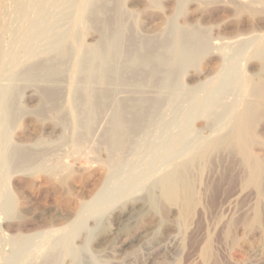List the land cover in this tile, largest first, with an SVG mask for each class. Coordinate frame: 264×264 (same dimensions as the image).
Instances as JSON below:
<instances>
[{
  "label": "rangeland",
  "instance_id": "374dc122",
  "mask_svg": "<svg viewBox=\"0 0 264 264\" xmlns=\"http://www.w3.org/2000/svg\"><path fill=\"white\" fill-rule=\"evenodd\" d=\"M106 1L90 0L85 15V24L82 27H75L74 24L79 0L0 1V13L2 14H0V53L3 54L0 55V69L2 71L6 69L5 73L0 71V151L2 150V157L0 156V241L3 242H0V245L5 248V255H7L5 259L9 258L8 254L12 255L13 246L9 245L11 243L9 241L12 240L13 236H24L34 245L35 241L38 240L37 235L41 232L61 228L60 232L51 238V248L44 253L42 264L44 262V264H53L54 259L56 262L57 258L60 264H204L201 254L208 241L212 245L214 264H264V196L261 203L252 190L242 184L244 166L241 162V153L236 149L234 141L226 148L212 152L205 166L192 168L191 176L196 187L195 190L199 197L200 195L203 196L200 197L199 204L197 203V208L195 207L187 225H184L178 218L179 208L169 206L164 202L161 186L162 180L170 172L182 168V166L187 167L186 157L180 156L189 146L206 145L213 138L228 135L232 131L236 122L234 114L239 113L244 102L252 98L250 96L252 87L260 81L264 82V0ZM96 4L99 7L101 4L104 5L108 9L107 18L112 26L115 28L119 22L118 24L124 31L121 47L124 46L121 48V55L127 56L128 51L130 52L132 49L133 43L131 42L133 41L153 42L160 45L168 44L171 64L166 66L165 70L171 73V86L164 91L145 87L146 85L137 88L126 87L123 85L124 82L112 85V88L111 85L96 86L98 91L95 89L94 97H99L100 92L106 93L108 91L113 96L110 101H115L111 102V107L108 106L107 112H110V114L106 113L108 119L100 112L95 123L97 127L94 124L93 127L89 128L87 124L89 113L83 106L85 91H82L84 90L82 87H84L83 82L86 83L89 79L85 68L86 59L84 60V58L88 56L90 50L102 44L99 28L94 27L95 13L93 14V11L97 9L94 8ZM90 10L92 11L90 12ZM8 16L9 18H7ZM3 21L4 23H2ZM5 22L6 25H4ZM7 26L9 27L7 28ZM192 32L202 36L201 39L205 48L196 52V55L194 53L190 62L185 63L183 59L178 60L177 57H174L172 50L176 52L178 49H182L185 38L188 34H193ZM130 38L131 41H129ZM181 41H183V45H181ZM165 42L168 43L165 44ZM170 43L172 44L169 46ZM77 45L80 46L82 55L79 69L81 71L83 68V71L72 74L71 64ZM7 46H9L8 49ZM60 50H66L67 62L59 84H51V82L46 81L30 82V84L28 80L20 76L17 79V75H20L22 70L33 68L34 64H37L36 62L49 60ZM27 58L29 61H26ZM3 59H6L5 62ZM125 60L126 57H124ZM95 70L97 72H95L96 75L92 76V79L101 73L99 65H96ZM144 70L147 74L151 68ZM126 74L129 77L130 73L126 72ZM97 77L94 80H97ZM123 77L122 80L128 79L125 75ZM81 81H83L82 84ZM50 88L53 92L55 90L60 93L54 92L56 95L58 94L60 99H58V112L54 114L43 113L44 110H47L45 109L47 106L45 103L42 104V101L45 102L43 97L45 93L44 95L42 93L49 92ZM104 89L105 91H103ZM97 92H99L98 95ZM77 97L78 99H76ZM79 99L82 104H79ZM73 101L78 103L75 104ZM110 101L108 100V103ZM134 101L135 103L142 101L149 104L145 106L143 103L145 110L146 108L149 110L152 106H150V102H155L157 105L152 107V109L155 107V111L151 109L150 115H146L148 123L151 120L154 122H152V128L149 131L146 129L140 131L139 129L138 133L136 131L135 134H132L131 140H128L131 144L127 142L130 148H127L128 146L125 147L127 143L122 142L125 145H120V137L116 134H110V129L109 132L107 129L109 124H111L109 127L112 128L111 116L113 112L115 113L116 107L121 105L129 109L131 108L129 106H133L134 103L132 102ZM206 101L211 102L210 106L202 107V103ZM75 105L76 108H74ZM14 106L15 108H13ZM214 106L220 108L217 107V109ZM39 110L41 112L43 110V114ZM209 110L211 112H208ZM76 113L79 115L77 116ZM151 116L154 117L151 118ZM84 119L86 120L84 121ZM169 123L171 124L169 125ZM162 124L163 126H161ZM153 127H155L154 131ZM152 131L154 134L150 133ZM256 131L259 141L250 147V151L256 158L263 161L264 120ZM76 132L80 133L79 135L82 134L81 136L86 133L85 137L80 139ZM90 132L95 137H90ZM112 136L114 137L112 138ZM76 138L82 141L83 138H86V141L87 139L90 140L87 142L84 140V144H89V147L86 144L80 145L82 141ZM107 139L111 142L108 143ZM103 140L108 144L113 143L108 146L111 148H108L106 144L104 145ZM75 141H79L80 144L77 145L79 142L76 143ZM64 143L65 145H63ZM115 143H119L118 148ZM81 146H85L86 150ZM121 146L127 149L126 154H123L125 150ZM57 149L59 150L58 153H56ZM118 149L122 150L123 156L120 155L121 150ZM17 150L20 151V154L34 155L35 160L44 157L49 160L41 166L39 162L36 163L37 168L33 166L30 170L20 171L21 166L17 165V167L15 165L17 160L14 159V156L18 154ZM42 150H45L44 153ZM80 150L82 151L79 152ZM171 150L174 151L169 154ZM94 151L96 154H92ZM111 151L115 153L114 163L122 162V164L114 175L115 179L109 182L106 167L108 166V158L113 154H110ZM128 151L130 152L129 157H124L127 156ZM31 152L32 154H30ZM9 153L13 156L10 157ZM49 153L52 155L47 157ZM120 156L124 158V162ZM10 158L16 160V163H13L14 160ZM146 162H148L147 165H145ZM134 171L136 173L133 179L137 181L144 180L145 172H151L153 175L149 176L146 181H141L140 183H143L134 188L133 191L131 190V193L124 196L122 200L111 203L117 194L132 189L129 182L132 178L128 179V177ZM150 193L155 204L147 200ZM9 202L10 204L13 203L11 212L8 210ZM158 203H162V205L160 206ZM249 203L252 204L246 205ZM136 204L143 208L137 213L140 217L136 214L135 221H131L132 224L125 222L118 226L116 215L120 214L121 211L127 212ZM252 205L253 207H261V226L252 234H248L244 232L243 228L237 227H241L239 222L243 220ZM250 216L252 215L250 214ZM229 222H233L234 225L232 230L230 229V237L225 235L228 232V225L226 224ZM125 224L133 229L126 228ZM118 227H120L119 230ZM110 232H119V234L106 237L111 234ZM124 236L133 239V243H129L123 249L120 239ZM65 237L68 238L65 239ZM105 238L109 240L108 249L98 254L96 251L97 243ZM158 243L162 245L166 243V246L154 254L153 261L147 260V255L142 253H146L148 247H156ZM55 250H58V253ZM125 251L127 254L124 255ZM63 252L67 255H65L66 258ZM82 258L84 259L82 260ZM50 259H52L51 262Z\"/></svg>",
  "mask_w": 264,
  "mask_h": 264
},
{
  "label": "bare ground",
  "instance_id": "6f19581e",
  "mask_svg": "<svg viewBox=\"0 0 264 264\" xmlns=\"http://www.w3.org/2000/svg\"><path fill=\"white\" fill-rule=\"evenodd\" d=\"M1 1V0H0ZM25 1V0H24ZM105 2L106 0H100V2ZM96 2V1H95ZM9 3V2H8ZM107 3V1H106ZM157 3V2H156ZM6 4V3H5ZM40 4V2H39ZM57 4V2H56ZM90 4V0H79V4H78V7H77V10H76V19H75V27H82L84 24H85V15L87 13V10H88V5ZM105 4V3H104ZM9 5V4H8ZM6 5V6H8ZM102 5V4H101ZM100 7L96 6L94 8H97L96 10L93 11V14L95 13V17H94V27H97L99 28V32H100V42H102V44L97 47V48H93L92 50H90V53H88V56L86 58H84V60L86 59V71H87V74L89 75V79L86 83H84L83 81H81V84L83 82L84 84V90L82 91H85V101H84V104L83 106L88 110V113H89V118H88V127L91 128L94 126V124L97 122V116L99 118V113L101 112L103 115H105V117L108 116V114H110V112H107L108 110V106L111 107V102L110 100H112L113 96L111 94V92L109 93L108 91H106V93H102L100 92H97V95L99 94V97L97 98L96 96L94 97V94L95 93V89H97L96 86H109L111 85V88H112V85H118V83H121V82H124L123 85L126 86V87H129V86H133L134 88L136 87H150L152 89H155V90H158V91H164L168 88H170V76H171V73H168L166 72L165 70V67L166 66H170L171 64V54L168 53V47L167 45H160V44H155V43H141V42H131L133 43L132 44V49L131 51L129 52L128 51V54L127 56H123L121 55V48H123V46L121 47V42L123 40V34H124V31H122L123 29L121 28V25L118 24V20H116L117 22V26L114 28L112 26V24L109 22L108 20V9L102 5ZM106 5V4H105ZM0 6H1V2H0ZM16 6V5H15ZM14 6V7H15ZM28 6H29V2H28ZM62 6V4H61ZM93 6H94V3H93ZM107 6V5H106ZM9 7V6H8ZM13 7V8H14ZM18 7V6H17ZM31 7V6H30ZM39 8V7H38ZM10 9V8H9ZM16 9V8H15ZM3 10V9H2ZM27 10V9H26ZM39 10V9H38ZM9 11V10H8ZM7 11V12H8ZM15 11V10H14ZM41 11V10H40ZM92 10H90L91 12ZM10 12V11H9ZM17 12V11H16ZM113 12V11H112ZM36 13V12H35ZM1 14V13H0ZM18 14V13H17ZM72 14V13H71ZM92 14V13H90ZM2 15V14H1ZM0 15V16H1ZM9 15V14H8ZM112 15V14H111ZM110 15V16H111ZM21 16V15H20ZM32 16V15H31ZM36 16V15H35ZM53 17V15H50ZM71 16V15H70ZM33 17V16H32ZM63 17V16H62ZM87 17V16H86ZM89 17V16H88ZM92 17V15H91ZM9 18V16L7 17ZM18 18V17H16ZM50 18V17H49ZM112 18V17H111ZM6 19V18H5ZM34 19V18H33ZM45 19V18H44ZM89 19V18H88ZM2 20V19H1ZM11 20V19H10ZM29 20V19H28ZM32 20V19H31ZM46 20V19H45ZM44 20V21H45ZM87 20V19H86ZM90 20V19H89ZM113 20V19H112ZM110 20V21H112ZM115 20V18H114ZM5 21V20H4ZM4 21L2 23H4ZM10 22V21H9ZM69 22V21H68ZM12 23V22H10ZM31 23V22H30ZM67 23V22H66ZM115 23V22H113ZM48 24V23H47ZM57 24V23H56ZM2 25V24H1ZM6 25V22L5 24ZM66 25V24H65ZM113 25H116V24H113ZM25 26H27L25 24ZM29 26V25H28ZM9 26H7L8 28ZM25 28V27H24ZM27 28V27H26ZM92 28V27H91ZM11 29V28H10ZM17 29V28H16ZM94 29V28H93ZM2 31V30H1ZM13 32V31H12ZM25 32V30H24ZM181 32V31H179ZM184 33V32H182ZM193 33V32H192ZM19 34H22V33H19ZM33 34V33H32ZM98 34V33H97ZM180 34V33H179ZM185 34V33H184ZM183 34V35H184ZM5 35V34H4ZM7 35V34H6ZM78 35V34H77ZM76 35V36H77ZM171 35V34H170ZM181 35V34H180ZM2 36V34H1ZM9 36V35H7ZM21 36V35H20ZM31 36V35H30ZM168 36V34H167ZM172 36V35H171ZM182 36V35H181ZM185 36V35H184ZM6 37V36H5ZM18 38V36H16ZM28 37H29V34H28ZM125 37V36H124ZM170 37V36H168ZM201 35L197 34L196 32H194L193 34H188V36L185 38V43H184V46L182 47V49H178L176 52L175 50H172L174 51V57H177V59H183V61L185 63H188L190 62V59L192 57V55L195 53V55L197 54L196 52L200 51V50H203V48H205L204 44L202 43V39H201ZM15 38V37H14ZM16 38V39H17ZM78 38V37H77ZM61 39V38H60ZM139 39V38H138ZM148 39V38H147ZM172 39V38H170ZM5 40V39H4ZM15 40V39H14ZM13 40V41H14ZM25 40V39H24ZM76 40V38H75ZM81 40V39H80ZM125 40V38H124ZM149 40V39H148ZM156 40V39H155ZM182 40V39H181ZM127 41V40H125ZM131 41V38L130 40ZM165 41V40H164ZM168 42H170L169 40H166ZM128 42V41H127ZM168 42H165L168 43ZM181 45H183V41H181ZM12 43V41H11ZM10 43V44H11ZM15 43V41H14ZM123 43V42H122ZM130 43V44H131ZM52 44V43H51ZM100 44V43H99ZM98 44V45H99ZM125 44V43H124ZM172 43L169 44V46L171 45ZM20 45V44H19ZM247 45V44H246ZM12 47L14 45H11ZM23 46V45H22ZM21 46V47H22ZM131 46V45H130ZM242 46V44H241ZM9 46H7L6 48L8 49ZM1 48V47H0ZM5 48V49H6ZM11 48V47H10ZM68 48V47H67ZM207 48V47H206ZM209 48V47H208ZM3 49V48H2ZM23 49V48H22ZM87 49V48H86ZM128 49V47H127ZM231 49V48H230ZM18 50V49H17ZM69 50V49H68ZM228 50V49H227ZM8 51V50H7ZM88 51V50H87ZM230 51V50H229ZM233 51V50H231ZM261 51V50H260ZM264 52V51H263ZM69 53V52H68ZM87 53V52H86ZM260 53V52H259ZM2 53H0L1 55ZM7 54V53H6ZM5 54V55H6ZM3 55V54H2ZM74 55V60L71 64V70H72V74H75L77 71H80L79 69V66L81 65L80 64V58H81V50H80V46L77 45L75 47V54ZM260 55V54H259ZM20 56V55H19ZM1 57V56H0ZM69 57L71 58V55H69ZM124 57H126V60L124 61ZM259 57V56H258ZM262 57H263V53H262ZM69 58V59H70ZM19 59V57H18ZM66 59H67V52L66 50H60L59 52H57L54 57L50 58L49 60H46V61H41V62H36L37 64H34L35 66L31 69H24V71L22 70L20 75L18 74L17 75V79H18V76L26 79L29 81V83H36L38 81H46L48 83L51 82V84L53 83H58L59 84V81L61 80V78L63 77L64 75V68L66 67ZM260 59V58H259ZM4 60V59H3ZM6 60V59H5ZM4 60V62H5ZM19 61V60H18ZM26 61H29V58H27ZM70 61V60H68ZM21 62V60H20ZM83 62V60H82ZM18 63V62H17ZM12 65H14L13 63H10ZM70 64V62H69ZM83 64V63H82ZM1 65V64H0ZM17 65V64H16ZM96 65H99L100 66V74L97 76H94L97 77V80H94V78L92 79V76L93 75H96L95 72H97L95 70V67ZM11 66V65H10ZM83 67V66H81ZM8 68V67H7ZM145 68H151V71L148 72L147 74H145ZM169 68V67H168ZM184 68V67H183ZM10 69V68H9ZM82 70L80 71L82 73L83 71V68H81ZM179 69V68H178ZM177 69V70H178ZM171 70V69H170ZM1 72H4L6 71V69L4 71H2L0 69ZM68 71V70H67ZM66 71V72H67ZM169 71V70H167ZM14 72V71H13ZM12 72V73H13ZM126 72H128L129 74V77L128 75L126 74ZM144 72V73H142ZM178 72V71H177ZM5 73V72H4ZM18 73V72H17ZM79 73V72H78ZM177 74V73H176ZM180 74V73H179ZM79 75V74H78ZM125 75V77L128 79L126 80H122V78H124L123 76ZM127 75V76H126ZM83 76V75H82ZM180 76V75H179ZM3 78H5L4 76H2ZM1 77V78H2ZM16 78V77H15ZM77 78V77H76ZM85 78V77H84ZM83 78V79H84ZM87 78V77H86ZM130 78V79H129ZM63 80V79H62ZM262 80V79H261ZM16 82V81H15ZM18 82V81H17ZM22 82V81H21ZM78 83V81H76ZM30 83V84H31ZM65 83V81H64ZM63 83V84H64ZM80 83V81H79ZM178 83V82H176ZM41 84V83H40ZM80 85V84H79ZM151 85V86H150ZM32 86V85H31ZM82 86V85H81ZM80 86V87H81ZM179 86V84H178ZM56 87V86H55ZM123 87V86H122ZM132 87V88H133ZM173 87V85H172ZM174 88V87H173ZM180 88V87H179ZM200 88V87H199ZM62 89V88H61ZM78 89V88H77ZM100 89V88H99ZM149 89V88H148ZM101 90V89H100ZM117 90V89H116ZM6 91V90H5ZM36 91V90H35ZM52 91V92H50ZM61 91V90H60ZM98 91V89L96 90ZM102 91V90H101ZM105 91V89L103 90ZM171 91V90H170ZM189 91V90H188ZM233 91V90H232ZM22 92V91H21ZM54 92H56L54 90ZM53 90H51V88L49 89V92H41L43 95L45 93V95L43 96L45 98V102L42 101V104L45 103V106L47 110H44L45 112H42L43 113H48V114H51V113H57L58 112V93L56 95V93H54ZM75 92V91H74ZM109 94H108V93ZM115 92V91H114ZM193 92V91H192ZM14 93V92H13ZM79 93V92H78ZM170 93V92H169ZM189 93V92H188ZM80 94V93H79ZM78 94V95H79ZM111 94V95H110ZM138 94V93H137ZM158 94V93H157ZM167 94V93H166ZM172 94V93H171ZM14 95V94H13ZM152 95V94H151ZM75 96V95H74ZM183 96V95H182ZM250 96L252 97L251 99L247 100L246 102H244L243 104V108L242 110L238 112H236V114H234V118L236 119V122H235V125L233 126L232 128V131L230 133H228V135H225V136H219V137H216V138H213L210 142H208V144H200L198 146H195L193 147L192 145L189 146L186 151L184 152V154L180 157H186L187 159V167H183L182 168H178L177 170H174L173 172H170V174L164 178L162 180V197H163V200L164 202H166L169 206H172V207H178L179 208V211H178V214H179V219L184 223V225H187L189 220L191 219L192 215H193V212L195 210V207L197 205V203L199 202L200 200V197H202L203 195H198L197 191L195 190L196 187L193 183V179H192V176H191V170L193 167L196 166L197 167H203L205 166L208 161H209V156L212 152L216 151V150H221V148H226L227 146L230 145V143L232 141L235 142V146H236V149L241 153V156H242V161L243 162V166H244V175L241 179H243L242 181V184H244L245 187L247 188H250L252 190V192L256 195V197L258 198V201H260L262 203V197L264 196V160H260L258 158H256L250 151V147L252 145H254L256 142H258V134H257V127L260 126L264 120V82L263 81H260L259 83L255 84L254 87H252L251 89V93H250ZM84 97V96H83ZM123 97V96H122ZM190 97V95H189ZM42 98V99H44ZM80 98V97H79ZM117 98V97H116ZM144 98V97H142ZM75 99V98H74ZM73 99V100H74ZM78 99V97L76 98ZM138 99V98H137ZM155 99V98H154ZM187 99V98H186ZM14 100V99H13ZM41 100V99H40ZM60 100V99H59ZM108 100L110 101L108 103ZM118 100V99H117ZM152 100V99H151ZM160 100V99H158ZM189 100V99H187ZM194 100V99H193ZM8 101V99H7ZM12 101V100H11ZM62 101V100H61ZM76 101V100H74ZM73 101V102H74ZM82 101V100H81ZM106 101H107V104H106ZM115 101V100H114ZM113 101V102H114ZM128 101V100H127ZM131 101V100H129ZM138 101V100H137ZM133 104V106H129L131 108L129 109H126L125 107L121 106V105H116V109H115V113L113 112V115H109L111 116V121H112V128L111 127V124L108 125V132H109V129H110V134L114 135H118L120 137V145L123 144V143H127L128 140L132 137V134H135V132L139 131H142L143 129H146V130H150L152 127V122L153 120H151L150 123H148V121H146V115H150L149 113L150 110L152 109V107L157 103L155 102H150V109L145 110V106L146 105H149V104H146V102H137ZM165 101V100H164ZM163 101V103H164ZM112 102V103H113ZM158 102V101H157ZM217 102V101H216ZM75 103V102H74ZM78 102H76L75 104H77ZM118 103V101H117ZM143 103H145V106L143 105ZM210 103L209 101H206L204 103H202V107H209L210 106ZM79 104H82V102L80 103V99H79ZM78 104V105H79ZM109 104V105H108ZM122 104V103H121ZM125 104V103H124ZM167 104V103H166ZM11 105V104H10ZM16 105V103H15ZM113 105V104H112ZM131 105V104H130ZM160 105V104H159ZM163 105V104H162ZM165 105V103H164ZM1 106V105H0ZM7 106H9L7 104ZM144 106V107H143ZM229 106V105H228ZM81 107V106H80ZM113 107V106H112ZM115 107V106H114ZM164 107V106H163ZM215 107V106H214ZM218 107V106H217ZM215 107V108H217ZM15 108V106L13 107ZM62 108V107H61ZM76 108V105L75 107ZM78 108V107H77ZM149 108V107H148ZM155 108V107H154ZM154 108L152 110H154ZM183 108V107H182ZM201 108V106H200ZM220 108V107H218ZM217 108V109H218ZM176 109V108H175ZM212 109V108H211ZM225 109V108H224ZM3 110V109H2ZM10 111L12 109H9ZM60 110V109H59ZM81 110V109H80ZM79 110V111H80ZM85 110V109H84ZM111 110V109H110ZM156 110V109H155ZM154 110V111H155ZM216 111V109H214ZM226 110V109H225ZM20 111V110H19ZM40 111V110H39ZM77 111V110H76ZM153 111V112H154ZM174 111V110H173ZM16 112V111H15ZM41 112V111H40ZM39 112V113H40ZM41 112V114H43ZM85 112V111H84ZM157 112H159L157 110ZM181 112V111H180ZM208 112H211L210 110ZM225 112V111H223ZM227 112V111H226ZM38 113V112H37ZM108 113V114H106ZM156 113V112H155ZM154 113V115H155ZM16 114V113H15ZM77 114V113H76ZM81 114V113H80ZM87 114V113H86ZM112 114V113H111ZM212 114V113H211ZM17 115V114H16ZM45 115V114H44ZM79 114H77L78 116ZM107 115V116H106ZM156 115H158L156 113ZM155 115V117H157ZM181 115V114H180ZM186 115V114H185ZM81 116V115H80ZM160 116V115H159ZM224 116V115H223ZM50 117V116H49ZM87 117V116H86ZM85 117V118H86ZM154 117V116H151V118ZM174 117V116H173ZM222 117V116H221ZM65 118V117H64ZM149 118V117H148ZM101 119V118H100ZM98 119V120H100ZM108 119V117H107ZM86 119H84L85 121ZM2 121V120H1ZM3 121H5L3 119ZM69 121V120H68ZM107 121V120H106ZM159 121V120H158ZM155 122H156V118H155ZM6 123V122H5ZM104 123V122H103ZM154 123V122H153ZM9 124V123H8ZM11 124V123H10ZM65 124V123H64ZM161 124V123H160ZM167 124V123H166ZM171 123H169L170 125ZM176 124V122H175ZM96 125V124H95ZM1 126V125H0ZM10 126V125H9ZM110 126V127H109ZM163 126V124L161 125ZM77 127V126H76ZM97 127V125H96ZM99 127V126H98ZM164 127H166V125H164ZM13 128V127H12ZM85 128V127H83ZM82 129V128H80ZM96 130H98V128H95ZM100 129V128H99ZM155 127H153V131H154ZM162 129V128H161ZM83 130V129H82ZM81 130V131H82ZM90 130V129H89ZM101 131V130H100ZM106 131V130H105ZM150 132V133H153ZM97 132V131H96ZM107 132V133H108ZM159 132V131H158ZM77 133V132H76ZM83 133V132H82ZM100 133V132H99ZM80 134V133H79ZM77 133V135L80 137V139H82V137L84 136L85 137V134L83 136L79 135ZM89 134L90 137H93L92 136V133L90 132ZM103 134V132H102ZM145 134V133H144ZM154 134V133H153ZM215 134V133H214ZM73 135V134H72ZM100 135V134H99ZM163 135V134H162ZM138 136V135H137ZM140 136V135H139ZM178 136V135H177ZM95 137V136H94ZM114 136H112L113 138ZM147 137H150V136H147ZM152 137V136H151ZM179 137V136H178ZM109 138L111 139V137L109 136ZM116 138V136H115ZM114 138V139H115ZM68 139V138H67ZM77 140L79 138H76ZM79 141H82L80 140ZM144 139V138H142ZM148 139V138H147ZM84 140L85 142L87 141H90L87 139L86 141V138H83V141L81 142L82 144L80 145H83L84 144ZM108 140V139H107ZM131 140V139H130ZM146 140V139H145ZM149 140V139H148ZM4 141V140H3ZM104 141V140H103ZM116 141V140H115ZM114 141V142H115ZM142 141V140H141ZM74 142V143H75ZM105 142V141H104ZM111 142V140H110ZM109 140H108V143H110ZM118 142V141H117ZM123 142V143H122ZM145 142V141H144ZM142 142V143H144ZM66 143V142H65ZM65 143L63 145H65ZM68 143V141H67ZM93 143V142H92ZM108 143H104V145L106 144V146L108 147L109 145L111 146V144H108ZM130 143V142H128ZM123 144L122 146L125 145L128 146L127 148H130L129 147V144ZM171 143V142H170ZM194 143V142H193ZM86 145H88L89 147V144L85 143ZM84 144V145H85ZM116 144V143H115ZM114 144V145H115ZM119 144V143H118ZM118 144H116L117 148H118ZM131 144V143H130ZM76 145V146H77ZM92 145V144H91ZM90 145V146H91ZM119 145V146H120ZM166 145V144H165ZM18 146V145H17ZM121 146V148H123ZM131 146V145H130ZM82 147V146H81ZM85 148V146H83ZM82 147V148H83ZM146 147V146H145ZM1 148V146H0ZM108 148H111V147H108ZM152 148V147H151ZM15 149V148H14ZM27 149V148H26ZM49 149V148H48ZM20 150V148H19ZM40 150V149H39ZM86 150V148H85ZM92 150V149H91ZM110 150V149H109ZM118 150H121V149H118ZM124 153L123 154H126L127 153V149L126 148H123ZM129 150V149H128ZM132 150V149H131ZM233 150V149H232ZM2 151V150H1ZM1 151H0V156H1ZM15 151V150H14ZM43 153L45 150H42ZM50 151V150H49ZM58 149L56 150V153H58ZM82 150H80L79 152H81ZM93 151V150H92ZM116 153H117V150H115ZM130 151V150H129ZM128 151V152H129ZM172 151L174 150H171L169 152V154L171 153L172 154ZM231 151V150H230ZM11 152V151H9ZM18 154H16V156H14V162L13 163H16L15 164L16 166L19 165L21 166L20 167V171H24L27 169L30 170L31 167L33 166H36L39 162V165H44L46 162H48L49 159H46V157L44 158H40L41 159H36L35 160V157L34 155H26L25 153H19L20 151H18ZM55 152V151H54ZM64 152V151H63ZM67 152V151H66ZM76 152V151H75ZM78 152V153H79ZM84 152V151H83ZM91 152V151H90ZM182 152V151H180ZM225 152V151H223ZM236 152V151H234ZM13 153V152H12ZM34 153V152H33ZM37 153V152H36ZM39 153V152H38ZM46 153H48V151L46 150ZM53 153V151H52ZM95 151L92 153L94 154ZM113 152L111 151L110 154H112ZM122 155V150L120 152ZM25 154V155H24ZM32 154V152L30 153ZM42 154V153H41ZM54 154V153H53ZM83 154V153H82ZM89 154V153H88ZM96 154V153H95ZM115 153H113L112 155H110L111 157L108 158V166L107 164H105L107 167V179L109 180V182L114 178V175H116V173L118 172L119 170V167L120 165L122 164L121 163H114L115 161L114 160V155ZM129 154L130 152L127 154V156H124V157H129ZM216 154V153H215ZM229 154V153H228ZM9 155H11L9 153ZM43 155V154H42ZM46 155V154H44ZM52 154H48V156H50ZM119 155V154H117ZM116 155V156H117ZM217 155V154H216ZM219 155V154H218ZM231 155V154H230ZM5 156V155H4ZM13 155H11L10 157H12ZM39 156V155H38ZM37 156V157H38ZM123 156V155H122ZM234 156V155H232ZM237 156V155H236ZM2 157V156H1ZM56 157V155H55ZM119 158V156H117ZM214 157V156H212ZM5 158V157H3ZM39 158V157H38ZM67 158V157H66ZM120 158H122L120 156ZM136 158V157H135ZM211 158V157H210ZM217 158V157H215ZM220 158V157H219ZM240 158V157H239ZM9 159V158H8ZM124 158H122L121 160L123 161ZM226 159V158H225ZM2 160V159H1ZM6 160V159H5ZM51 160V159H50ZM63 160V159H62ZM110 160V161H109ZM117 160V159H116ZM119 160V159H118ZM117 160V161H118ZM126 160V159H125ZM222 160V159H220ZM230 160V159H229ZM10 161V160H9ZM16 161V162H15ZM53 161V160H52ZM113 161V162H112ZM140 161V160H139ZM147 161V160H146ZM173 161V160H172ZM218 161V160H217ZM12 162V161H10ZM57 162V160H56ZM110 162V163H109ZM124 162V161H123ZM226 162V161H225ZM52 163V162H51ZM55 163V162H54ZM63 163V162H62ZM220 163V162H219ZM6 164V162H5ZM12 165V163H10ZM50 164V163H49ZM53 164V163H52ZM51 164V165H52ZM57 164V163H56ZM59 164V163H58ZM102 165V163H100ZM148 162L145 163V165H147ZM231 164V163H229ZM242 164V163H241ZM3 165V164H2ZM61 165V164H60ZM95 165V164H94ZM100 165V166H101ZM134 165V164H133ZM210 165V163H209ZM208 165V166H209ZM14 166V165H12ZM63 166V164H62ZM97 166V165H96ZM124 166V164H123ZM135 166V165H134ZM138 166V165H137ZM18 167V166H17ZM16 167V168H17ZM43 167V166H42ZM132 167V166H130ZM147 167V166H146ZM157 167V166H156ZM237 167V166H236ZM15 168V166H14ZM37 168V166H36ZM50 168V167H49ZM52 168V167H51ZM54 168V167H53ZM135 168V167H134ZM139 168V167H138ZM224 168V167H223ZM235 168V167H234ZM233 168V169H234ZM13 169V167H12ZM19 169V168H18ZM59 169V168H58ZM216 169V168H215ZM11 170V168H10ZM17 170V169H16ZM51 170V169H50ZM129 170V168H128ZM217 170V169H216ZM215 170V171H216ZM198 171V170H197ZM212 171V170H211ZM234 171V170H233ZM243 171V170H242ZM155 172V171H154ZM125 173V172H124ZM136 171L132 172L131 175L128 177V179H131V181H129L131 183V187L132 189L130 190H126V191H123L121 192L120 194H117L113 200H111V203H115V202H118L120 200L123 199L124 196H126L127 194L131 193V190L133 191L134 188H137L138 186H140L144 181H146L149 176L153 175V173L151 172H145V176H144V180H141L143 181L142 183H140L141 181H137L134 178V175H135ZM194 173V171H193ZM223 173V172H222ZM53 174V173H52ZM196 174V173H195ZM226 174V173H225ZM237 174V173H236ZM235 174V175H236ZM242 174V173H241ZM241 174H240V177H241ZM118 175V174H117ZM227 176V175H226ZM237 176V175H236ZM57 177V176H56ZM117 177V176H116ZM197 177H198V174H197ZM208 177V176H207ZM227 178V177H226ZM217 179V178H216ZM235 179V178H234ZM107 180V181H108ZM212 180V179H211ZM226 180V179H225ZM159 181V180H158ZM157 181V182H158ZM195 181V180H194ZM240 181V179H239ZM196 182V181H195ZM198 182V181H197ZM215 182V181H214ZM219 182V181H218ZM224 182V180H223ZM122 183V182H121ZM113 185V184H112ZM197 185V183H196ZM209 186V183L207 184ZM211 185V184H210ZM232 185V184H231ZM110 186V185H108ZM207 186V187H208ZM212 186V185H211ZM105 187V186H104ZM206 187V186H205ZM221 187V186H220ZM234 187V186H233ZM239 187V186H238ZM216 188H219L216 186ZM222 188V187H221ZM109 189V188H108ZM199 189V188H198ZM209 191H210V186H209ZM213 189V188H212ZM215 189V188H214ZM159 190V188H158ZM204 190V189H203ZM207 190V189H206ZM104 191V190H103ZM110 192V191H109ZM113 192V191H112ZM216 192V191H215ZM219 192V190H218ZM217 192V194H218ZM133 193V192H132ZM106 194V193H105ZM108 194V192H107ZM206 194H208L206 192ZM211 194V193H210ZM152 194L150 193V195L148 196V202L152 203V204H155L154 203V200L152 199ZM205 195V193H204ZM212 195V194H211ZM206 196V195H205ZM235 196V195H234ZM108 197V196H107ZM215 197V196H214ZM213 197V198H214ZM217 197V196H216ZM255 197V198H256ZM97 198V197H95ZM109 198V197H108ZM218 198V197H217ZM231 198V197H230ZM98 199V198H97ZM96 199V200H97ZM106 200V199H105ZM202 200V199H201ZM242 200V199H241ZM157 201V200H156ZM162 201V200H161ZM142 202V200H141ZM158 202H159V198H158ZM157 203V202H156ZM10 204V202H9ZM147 204V203H146ZM160 204V206L162 205V203H158ZM199 204V203H198ZM252 203H249V204H246V205H249ZM12 204H10L8 206V210L11 212L12 211ZM157 205V204H156ZM82 206V205H81ZM148 206V205H147ZM90 207V206H89ZM131 207V206H130ZM199 207V206H198ZM206 207V206H205ZM224 207V206H223ZM240 207V205H239ZM82 208V207H81ZM164 208V207H163ZM197 208V207H196ZM15 209V208H14ZM86 209V208H85ZM143 209L142 206H139L138 204H136L135 206L131 207L127 212H122L120 214H117L116 215V222H118V226L119 224L121 223H127V224H130L132 220H134L136 217L135 215L137 213H139V210ZM147 210V208H144V210ZM159 209V208H158ZM207 209V208H206ZM233 209V208H232ZM245 209V208H244ZM248 209V208H247ZM7 210V209H6ZM123 210V209H122ZM178 210V209H177ZM228 210V208H227ZM226 210V211H227ZM225 211V213H226ZM242 211V210H241ZM246 211V210H244ZM263 211V209H262ZM142 212V211H140ZM238 212V211H237ZM243 212V211H242ZM9 213V212H8ZM168 213V212H167ZM239 213V212H238ZM261 207L259 206H254L252 205V207H250V210H248V213H246L245 217L243 218V220L239 223H241V227H237V228H243L244 232L245 233H248V234H252L254 231H256L260 225V221H261ZM227 214V213H226ZM237 214V213H236ZM240 214V213H239ZM243 214V213H242ZM245 214V212H244ZM250 214L252 216H250ZM138 215V214H137ZM136 215V216H137ZM153 215V214H152ZM140 217V215H138ZM219 216V215H218ZM231 216V215H230ZM234 216V215H233ZM78 217V216H77ZM166 218V217H165ZM231 218V217H230ZM236 218V217H235ZM240 219V218H238ZM237 219V220H238ZM151 220V219H150ZM223 220V219H222ZM221 220V221H222ZM227 220V219H226ZM236 220V219H235ZM234 220V221H235ZM264 220V219H263ZM135 221V220H134ZM219 221V220H218ZM217 221V222H218ZM229 221V220H228ZM233 221V220H232ZM150 222V221H149ZM213 222V221H212ZM226 222V221H225ZM238 222V221H237ZM236 222V224L238 225V223ZM132 224V223H131ZM139 224V223H138ZM216 224V223H214ZM225 224V223H223ZM166 225V224H165ZM203 225V224H202ZM217 225H219L217 223ZM228 225V232L225 233V235H228L229 237L231 236V232H230V229L234 226L233 225V222H229V224H226ZM122 226V225H121ZM124 226V225H123ZM126 226V224H125ZM223 226V225H222ZM225 226V225H224ZM223 226V227H224ZM214 227V226H213ZM236 227V225H235ZM234 227V228H235ZM120 227H118V230H119ZM126 228L130 229L128 226H126ZM132 228V227H131ZM1 229V228H0ZM20 229V228H19ZM133 229V228H132ZM130 229V230H132ZM236 229V228H235ZM61 228H56V229H50V230H46V231H43L41 232L40 234L37 235V238L38 240L35 241L34 245L31 244L32 241H29L27 238H25L24 236H21V235H17V236H13L12 237V240H10L9 242V245L13 246L12 248V255L10 256V254H8L9 258L6 260L5 259V256L7 257L6 252H5V248L4 247H1L0 245V264H42V260H43V257H44V253L47 252L50 248H51V238L54 237L56 234H58L60 232ZM219 230V229H218ZM227 230V229H226ZM232 230V229H231ZM240 230V229H239ZM3 231V230H2ZM120 231L122 232V230L120 229ZM125 231V230H124ZM222 232H225L223 230H221ZM234 231V230H233ZM70 232V231H69ZM221 232V233H222ZM111 233V232H110ZM128 233V231H127ZM233 233V232H232ZM69 234V233H68ZM114 234L118 235L119 232H115V233H111L109 235H107L106 237H112ZM126 234V233H125ZM219 235V234H218ZM224 235V234H223ZM224 235V236H225ZM235 235V233H234ZM245 235V234H244ZM27 236V235H26ZM129 236V235H128ZM128 236H124L122 237L120 240L121 242V246L122 248L124 249L125 246H128L129 243L132 242L133 239H130ZM233 236V235H232ZM8 237H11V236H8ZM7 237V238H8ZM30 237V236H29ZM28 237V238H29ZM69 237V235H68ZM68 237H65L68 238ZM234 237V236H233ZM1 238V237H0ZM5 238V237H4ZM9 239V238H8ZM11 239V238H10ZM111 239V238H110ZM231 239V238H230ZM235 239V237L233 238ZM68 240V239H67ZM139 240V239H138ZM222 240V239H221ZM229 240V239H228ZM6 241V240H5ZM141 241V240H139ZM232 241V240H231ZM236 241V240H235ZM1 242V241H0ZM66 242V241H65ZM68 242V241H67ZM166 242V241H165ZM233 242V241H232ZM3 243V242H1ZM133 243V242H132ZM66 244V243H65ZM98 246H97V253L100 254V253H103L105 252L108 247L107 245H109V240L107 238L101 240L100 242L97 243ZM113 244V243H112ZM156 244V243H155ZM175 244V243H174ZM111 245V244H110ZM153 245V244H152ZM172 246V243L170 244ZM169 245V246H170ZM4 246H5V243H4ZM61 246V245H59ZM58 246V247H59ZM66 246V245H65ZM70 246V245H69ZM164 246H166V243L165 244H161V243H158L155 246L153 247H148V251L146 253H142V254H146L147 255V260L149 261H153V256L154 254H156L158 251L162 250L164 248ZM168 246V247H169ZM9 247V246H8ZM11 248V247H10ZM200 248V247H199ZM14 249V250H13ZM57 249V247H56ZM59 249V248H58ZM64 249V248H63ZM7 250V249H6ZM57 253H58V250H55ZM60 251H61V247H60ZM65 251V250H64ZM95 251V252H96ZM66 252V251H65ZM56 253V254H57ZM60 253V252H59ZM62 253V252H61ZM67 253V252H66ZM50 254V253H49ZM127 254L126 251L124 253V255ZM63 255L64 257L66 258V254H64L63 252ZM66 255V256H65ZM145 255V256H146ZM58 256V254H57ZM56 256V258H57ZM81 256V255H80ZM53 257V256H52ZM60 257V256H59ZM55 258V256H54ZM62 258V256H61ZM201 258H202V261L204 264H212L213 261H215L213 258V253H212V245L211 243L208 241V244L205 245V247L203 248L202 250V254H201ZM53 259V258H52ZM52 259H50V262L52 261ZM64 259V258H63ZM84 258H82L83 260ZM156 259V258H155ZM46 260H47V257H46ZM49 260V259H48ZM60 261L58 260V258L56 259V262H55V259H54V263L53 264H60L59 263ZM217 262V261H216ZM45 263V262H44ZM43 263V264H44ZM72 264V263H70ZM84 264V263H83ZM150 264V263H149ZM214 264V263H213Z\"/></svg>",
  "mask_w": 264,
  "mask_h": 264
}]
</instances>
